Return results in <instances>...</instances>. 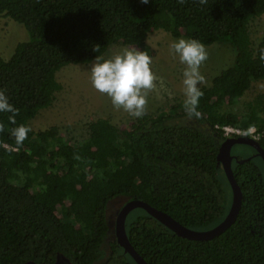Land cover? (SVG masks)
<instances>
[{"label":"trees","instance_id":"obj_1","mask_svg":"<svg viewBox=\"0 0 264 264\" xmlns=\"http://www.w3.org/2000/svg\"><path fill=\"white\" fill-rule=\"evenodd\" d=\"M263 15L264 0H0V16L23 24L30 36L10 58L0 56V89L19 109L17 125L31 127L17 147L10 114L0 112L6 128L0 133V264L62 258L68 264H138L117 239L106 250L107 208L118 197L147 201L195 230L222 222L232 204L218 160L228 138L222 128L254 127L264 149V101L233 110L254 82L264 80V31L255 43L250 30ZM157 30L234 50L232 64L200 86L201 116H193L200 126L173 121L188 116L179 101L124 125L99 117L80 141L64 137L58 126L32 127L63 88L61 68L106 57L117 44L148 50ZM237 158L242 206L215 238L182 237L143 208L129 213V240L148 264H264V160Z\"/></svg>","mask_w":264,"mask_h":264},{"label":"rangeland","instance_id":"obj_2","mask_svg":"<svg viewBox=\"0 0 264 264\" xmlns=\"http://www.w3.org/2000/svg\"><path fill=\"white\" fill-rule=\"evenodd\" d=\"M250 30L253 41L257 43L264 31V15L251 22ZM29 37L23 24L9 17L0 16V56L10 58L17 44L28 40ZM179 39L164 30H157L150 34L147 51L153 60L152 70L163 79L164 86L161 87L159 81L157 82V89L148 96L147 111H168L173 104L179 101L184 102L182 73L185 65L180 63L178 56L169 48L172 42ZM126 47L130 48L122 44L113 45L106 53V57H111ZM205 47L208 51V59L202 64L200 72L206 79L203 85H210L216 74L232 64L235 55L234 50L226 43L205 45ZM90 65L91 63L69 64L57 72V79L63 88L57 94L54 103L41 110L31 122L35 130L58 126L61 134L73 142L86 139L89 134V123L99 117H106L116 125H124L134 118L122 109L116 110L109 97L94 89L90 81ZM259 98L264 101V80L254 82L233 110L242 112L247 102ZM173 121L200 126L194 117L189 116H180ZM252 153L253 149L244 144H237L232 150L233 155L244 158L250 157ZM126 200L125 197H118L110 201L107 208L110 233L106 243L107 253L110 250L109 242L116 239L117 215ZM66 261L62 258L57 264H68ZM104 261L105 259L101 261L102 264Z\"/></svg>","mask_w":264,"mask_h":264},{"label":"clouds","instance_id":"obj_3","mask_svg":"<svg viewBox=\"0 0 264 264\" xmlns=\"http://www.w3.org/2000/svg\"><path fill=\"white\" fill-rule=\"evenodd\" d=\"M148 4L149 0H141ZM184 3V0H178ZM201 5L207 0H199ZM169 48L178 56L183 70V107L189 117L199 118V100L203 96L200 85L206 83L200 72L202 64L208 59L205 45L197 39L180 38L169 45ZM99 51V46L94 48ZM260 59L264 60V49L260 50ZM152 57L147 50L137 47L124 48L121 52L105 57L97 55L90 65V81L99 93L110 98L116 110H123L135 118L147 114L148 96L157 89V82L164 86L163 79L152 70ZM0 112L9 113L8 122L14 127L9 129L17 147L23 145L28 138L31 127L23 123L17 125L16 117L19 109L9 102L6 90L0 89ZM5 124L0 122V133L5 132Z\"/></svg>","mask_w":264,"mask_h":264},{"label":"water","instance_id":"obj_4","mask_svg":"<svg viewBox=\"0 0 264 264\" xmlns=\"http://www.w3.org/2000/svg\"><path fill=\"white\" fill-rule=\"evenodd\" d=\"M237 144L249 145L256 150V154L247 157L244 160H251L256 155H259L264 160V149L261 146L260 142L252 136L240 135L235 137H229L225 139V141L222 143L218 155V160L220 163H222L232 188V204L227 216L218 225L207 230H195L184 226L182 223H180L170 214L152 206L147 201L140 199H132L127 201L123 205L116 219V225H115L116 239L118 243L121 244L122 247L125 249V251L128 252L138 264H148V263L137 252V250L130 242L126 229L127 217L129 213L135 208L145 209L151 216L161 221L164 225L175 231L178 235L194 240L213 239L216 236L223 233L225 230H227L234 223L243 202L242 189L240 188V185L237 182L233 172V160L234 159L238 160V158L232 154V150L233 147Z\"/></svg>","mask_w":264,"mask_h":264},{"label":"built area","instance_id":"obj_5","mask_svg":"<svg viewBox=\"0 0 264 264\" xmlns=\"http://www.w3.org/2000/svg\"><path fill=\"white\" fill-rule=\"evenodd\" d=\"M222 129L224 131V135L228 138L240 136V135H248L258 140V136H259V134L256 133V129L254 127H251L248 130H243L233 126H224Z\"/></svg>","mask_w":264,"mask_h":264},{"label":"flooded vegetation","instance_id":"obj_6","mask_svg":"<svg viewBox=\"0 0 264 264\" xmlns=\"http://www.w3.org/2000/svg\"><path fill=\"white\" fill-rule=\"evenodd\" d=\"M252 149H253V153H252V154H253V155L256 154V150H255L254 148H252ZM234 156L237 157V155H234ZM251 156H252V155H251Z\"/></svg>","mask_w":264,"mask_h":264}]
</instances>
